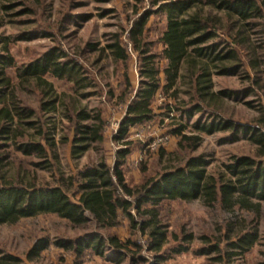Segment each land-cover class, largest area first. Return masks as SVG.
Wrapping results in <instances>:
<instances>
[{
  "label": "rangeland",
  "instance_id": "1",
  "mask_svg": "<svg viewBox=\"0 0 264 264\" xmlns=\"http://www.w3.org/2000/svg\"><path fill=\"white\" fill-rule=\"evenodd\" d=\"M169 1L0 0V56L8 55L12 61V65L5 68L10 86L4 92L9 95L11 90L18 104L32 110L28 118L32 123H21L19 127L12 124L9 133L0 132V180L61 183L71 195L76 189L72 178L75 179L85 165L95 164L102 158L109 166L113 165L116 150L124 146L123 142L114 141L113 135L140 79L139 50L146 48L157 54L160 69L165 65L159 57L163 47L160 36L166 25L161 5ZM201 10L206 15L217 17L221 29L205 44L219 43L218 50L223 46V40L236 39L234 46L242 61L237 58L230 61L232 64L241 62L235 74H218L210 59H202L210 70V90L228 89L233 94L211 102L207 100L210 105L204 112L188 116L184 109L197 101V94L191 88L186 73L172 89L165 93L158 90L152 102L153 119L131 127L126 138L131 141V151L125 157L122 170L130 186L189 155L202 154L209 162L206 169L211 174L222 172L232 155H255V145L245 136L229 141L230 131L200 133L202 141L194 150H177L178 136L172 133V129L184 124L185 133H197L191 128L192 124L201 117L207 118L213 107L218 108L222 118L236 123L257 126L258 121L264 118V16L253 18L256 23L241 26L235 17L227 19L223 11L212 5L202 6ZM145 15L140 42H134V27ZM112 43H118L124 49V61L115 58L109 46ZM50 50L60 54L62 61H75L80 77L84 79V85L78 88L66 78L45 74L43 79L50 83L56 99L53 109H47L45 104L50 97L43 95V89L49 86H42L33 77L18 74ZM160 78L163 82L162 72ZM80 108L91 115L99 113L102 116L105 121L103 140L90 143L86 151L72 156L71 118ZM159 138L162 140L158 141ZM30 140L39 142L44 153L26 155L17 149L19 143ZM42 162L48 165L42 167ZM158 210L167 236L160 251L167 258L161 264H259L264 261V201L257 212L237 206L222 209L218 204L209 207L199 199L164 200ZM253 229L257 231V239L248 250L238 253L240 249L227 244V240H234L241 231ZM93 231L116 235L121 240L126 237L135 239L142 244V256L153 259V254L143 248L146 235L132 232L123 215H120L117 226L108 229L96 226L92 220L74 226L54 213L23 217L14 223H0V252H10L26 260L25 255L33 243L46 238L50 244L28 261L29 264H73L74 253L55 246L53 241L76 238ZM173 234L178 237L192 235L187 251L169 254L171 247L178 242L173 239ZM216 241L223 252L231 254L230 261L226 256L217 258L219 253L216 251L196 253L200 246ZM82 258V264H117L89 250ZM125 263L123 260L119 264Z\"/></svg>",
  "mask_w": 264,
  "mask_h": 264
},
{
  "label": "trees",
  "instance_id": "2",
  "mask_svg": "<svg viewBox=\"0 0 264 264\" xmlns=\"http://www.w3.org/2000/svg\"><path fill=\"white\" fill-rule=\"evenodd\" d=\"M205 5H212L223 11L227 19L235 17L241 26L256 23L253 18L264 16V0H171L163 3L161 10L166 15V25L160 36L163 47L159 57L165 61V65L160 69L157 54L150 53L146 48L139 50L140 79L113 135L114 141L123 142L124 145L116 150L113 165L109 166L103 158L95 164L85 165L77 172L75 179L72 178L76 182V189L71 195L61 183L36 184L1 178L0 223H14L23 217L54 213L74 226H81L92 220L96 226L108 229L117 226L120 215H123L132 232L146 235L143 248L153 254L152 260L142 256V244L137 240L130 237L121 240L116 235H105L97 231L76 238L57 239L53 244L74 253L73 264H82L86 250L117 264L123 260H126L125 264H161L167 258L160 252L167 239L158 210L164 200L199 199L209 207L218 204L227 210L237 206L240 209L259 211L261 202L264 201V118L258 121L257 126L236 123L232 119L222 118L218 108L213 107L214 110L208 113L207 118L201 117L192 124L191 128L197 133H185L184 124L172 129V133L178 136V151L194 150L202 141L200 133L212 134L216 131H230L229 141H235L240 135L245 136L255 145L254 157L232 155L224 164L222 172L208 173L206 167L209 162L199 154L189 155L177 164H168L156 175L149 176L136 185L130 186L124 178L122 165L131 151V141L126 139L127 135L131 127L153 119L152 102L158 90L165 93L172 89L186 73L191 88L197 94V101L184 109L188 116L194 112H204L215 98L233 94L228 89L217 92L210 90V70L202 61L203 58L214 63L213 67L218 74H235L241 62L232 64L230 61L236 58L242 60L234 46L236 39L223 40L224 44L218 50L219 43L205 44L221 30L218 18L206 15L201 10ZM145 19L146 15L134 27V42H140L139 36ZM109 46L116 59H126V53L118 43ZM60 57V54L50 50L18 72L20 76L33 77L42 86H49L43 89V95L50 97L45 104L48 105L47 109L54 108L56 99L52 95L50 83L43 79L45 74L66 78L78 88L84 85L77 63L73 60L62 61ZM11 65L10 56H0V132L3 134L10 132L12 124L19 127L21 123H32L28 121L32 110L18 104L11 90L9 95L4 92L10 86L5 68ZM182 70L185 72L182 73ZM160 72L163 74V82ZM71 120L72 156L86 151L90 143L103 140L105 121L99 113L91 115L80 108ZM17 149L26 155L45 151L39 142L31 140L19 143ZM45 163L42 162V167L48 165ZM191 238V234L181 237L173 234V239L178 242L171 247L169 254L187 251ZM256 239V229L250 232L243 230L234 240H227V244L240 249L238 253H242ZM49 244L46 238L36 240L26 253V260L10 252H0V264H29L28 261L37 257ZM195 251L199 254L216 251L219 253L217 258L226 256L230 261L231 254L223 252L218 241L200 246ZM259 264H264V261Z\"/></svg>",
  "mask_w": 264,
  "mask_h": 264
},
{
  "label": "built area",
  "instance_id": "3",
  "mask_svg": "<svg viewBox=\"0 0 264 264\" xmlns=\"http://www.w3.org/2000/svg\"><path fill=\"white\" fill-rule=\"evenodd\" d=\"M165 138H166V137H165ZM161 140H162V138H159V139H158V141H161ZM154 142H155V141H154ZM152 145H154V144H152Z\"/></svg>",
  "mask_w": 264,
  "mask_h": 264
}]
</instances>
